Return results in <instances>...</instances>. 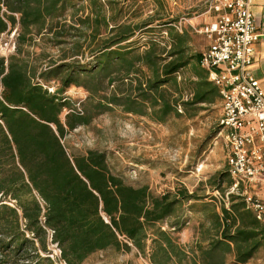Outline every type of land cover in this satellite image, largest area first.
<instances>
[{"label": "trees", "instance_id": "16d2710c", "mask_svg": "<svg viewBox=\"0 0 264 264\" xmlns=\"http://www.w3.org/2000/svg\"><path fill=\"white\" fill-rule=\"evenodd\" d=\"M74 1L0 0V38L17 30L16 52L0 56V264H53L28 237L34 235L46 251L48 232L66 264L133 249L148 264H228L230 257L247 264L264 247V227L238 198H231L229 209L218 208L215 198L204 202L209 215L188 248L161 224L182 230L187 221L179 210L203 197L186 189L155 196L149 186L135 187L114 175L105 153L69 152L66 136L114 106L148 116L151 101V117L162 123L170 114L181 115V106L194 117L201 105L220 99L201 66L202 54L189 53V31L169 29V50L151 42L140 53L133 39L147 24L123 21V8L114 0H87L84 16L79 14L85 7ZM69 8L71 22L65 18ZM36 38L58 48L59 57L32 52ZM87 55L92 60L82 62ZM142 66L151 70L145 81ZM188 67L196 77L193 96L173 103L161 89ZM52 83H59L54 93ZM114 84L109 98L100 96ZM72 85L89 92L81 112L63 97Z\"/></svg>", "mask_w": 264, "mask_h": 264}, {"label": "rangeland", "instance_id": "374dc122", "mask_svg": "<svg viewBox=\"0 0 264 264\" xmlns=\"http://www.w3.org/2000/svg\"><path fill=\"white\" fill-rule=\"evenodd\" d=\"M114 1L117 2L118 9L123 8V21L147 24L137 31L133 39V46L138 52L147 50L151 42H157L160 48L166 47L169 50V29L180 32L175 25H179L183 32L189 31L191 55L202 54L206 50L208 39L196 33L186 21L193 20L194 24L202 25L207 16L208 0ZM74 3L79 9L85 7L80 16L88 14L87 0H75ZM72 11L73 9L69 8L65 13L68 22H71ZM16 38V29L1 36L0 56L8 57L16 52ZM36 44L31 48L32 52L40 54L44 50L51 58L59 57L58 48L44 44L39 38H36ZM87 57V60L81 58L82 62L92 60L89 55ZM48 60L43 61V66L47 65ZM150 75L151 70L142 66L139 73L141 79L145 81ZM175 77L176 83L166 84L161 89L162 94L173 103L182 104L193 96L191 82L196 77L191 67L183 69ZM116 85L108 86L100 96L109 98ZM52 86L56 89L59 83H52ZM134 90L133 95L136 97L137 90L136 88ZM63 97L74 104L76 111L81 112L89 92L83 87L72 85ZM157 108H161V105ZM201 108L194 117H190L181 106V115L170 114L160 123L151 117L153 114L151 101L147 103L148 116L131 114L126 112L124 107L114 106L110 111L93 119L90 125L70 132L66 136L65 145L70 153L76 155H86L92 150L105 153L114 175L135 187L149 186L155 196L186 189L190 194L203 197L202 202H191L179 210L178 214L187 221L182 230H172L168 222L161 224L164 230L170 231L174 238L189 248L197 240L196 232L200 223L206 221L209 215L210 211L204 204L212 202L213 191L218 184L223 195L228 191L230 183L226 175L227 148L223 141L216 139L221 116L220 99L216 105H201ZM67 112L69 109H65L64 115ZM213 203L220 208L218 200L215 199ZM51 234L48 232L46 251L41 249L34 235L28 237L34 240L42 257L50 258L53 264H62L60 253L56 251V245L52 244ZM83 264H148V262L133 249L132 252L117 253L114 250L98 252ZM228 264H236L234 257H230ZM247 264H264V247Z\"/></svg>", "mask_w": 264, "mask_h": 264}, {"label": "built area", "instance_id": "2783aa9c", "mask_svg": "<svg viewBox=\"0 0 264 264\" xmlns=\"http://www.w3.org/2000/svg\"><path fill=\"white\" fill-rule=\"evenodd\" d=\"M254 4L255 0H208L214 20L193 29L209 41L201 66L219 91L216 139L227 148L229 189L225 195L214 190L213 196L227 209L231 198H238L264 225V88L252 71L255 47L264 34L256 24Z\"/></svg>", "mask_w": 264, "mask_h": 264}, {"label": "crops", "instance_id": "0c3cea01", "mask_svg": "<svg viewBox=\"0 0 264 264\" xmlns=\"http://www.w3.org/2000/svg\"><path fill=\"white\" fill-rule=\"evenodd\" d=\"M253 13H254V17H255V21H256L257 26L259 27L260 31L264 34V0H255V4L253 7ZM206 15L207 16L205 17L204 23L202 25L194 24L192 22L193 20H187L186 22H188V24L190 25V27H192V29H193V26L202 27L205 24H209L214 20L213 14L208 13V11H207ZM184 25H186V24H184ZM180 33H183V31ZM208 46H209V43H208ZM208 46H207V48H208ZM252 71H253L255 77L260 81L262 87L264 88V36L261 39V41L255 47L254 66L252 68ZM261 225L264 227L263 224H261Z\"/></svg>", "mask_w": 264, "mask_h": 264}]
</instances>
